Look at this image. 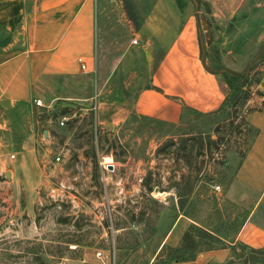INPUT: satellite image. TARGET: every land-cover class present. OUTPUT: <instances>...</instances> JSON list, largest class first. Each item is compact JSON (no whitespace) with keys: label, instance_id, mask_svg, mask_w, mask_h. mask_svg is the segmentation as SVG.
Listing matches in <instances>:
<instances>
[{"label":"rangeland","instance_id":"374dc122","mask_svg":"<svg viewBox=\"0 0 264 264\" xmlns=\"http://www.w3.org/2000/svg\"><path fill=\"white\" fill-rule=\"evenodd\" d=\"M238 1L200 0L195 7L190 0H96L94 72L44 76L33 98L47 108L32 98L31 108L18 109L10 130L0 133V264H72L83 257L99 264L97 250L114 251L115 264H264V246L230 242L248 204L225 197V181L239 166L238 152H247L255 135L245 112L264 97V0H242L231 19L221 21L217 14ZM153 14L162 33L150 37L140 28ZM189 21L197 50L181 66L198 62L216 76L225 96L221 111L207 117L183 110L176 124L139 115L135 100L144 90L160 92L152 85L154 73ZM11 39L0 32V47ZM227 70L247 77L243 88L255 101L244 106L243 99L237 101L236 112L245 115L246 124L225 136L215 155L224 164L215 167L208 192L197 184L180 206L168 183L179 177L181 163L170 160L168 154L177 151L164 144L206 132L227 118L240 95L239 81ZM29 116L38 122L30 156L10 145L21 140ZM189 155L193 162L203 159L194 158V151ZM106 157L114 165L111 173L99 165ZM148 176L150 185L159 181L161 189L147 192ZM189 217L220 235L224 241H210L219 249L175 252L185 233L195 236ZM176 256L193 261L175 262Z\"/></svg>","mask_w":264,"mask_h":264},{"label":"crops","instance_id":"0c3cea01","mask_svg":"<svg viewBox=\"0 0 264 264\" xmlns=\"http://www.w3.org/2000/svg\"><path fill=\"white\" fill-rule=\"evenodd\" d=\"M241 1L235 7L230 4L226 12L217 14L218 18L231 19ZM158 18L156 14L148 16L140 30L150 37L158 36L162 33L155 23ZM187 26L178 36L174 34L176 39L168 44L166 55L154 73L152 85L160 92L144 90L135 100L139 115L176 124L183 110L205 115L222 109L225 96L216 76L201 70L198 62L189 69L181 66L189 58L187 55L195 58L197 50L191 21ZM0 32L12 38L0 47V133H6L17 110L31 108L34 87L44 76L91 74L96 48V0H0ZM78 59L88 69L86 73L81 71ZM248 101L253 104L255 100ZM261 105L264 97L248 112V127L256 134L234 178L225 185L228 188L225 197L231 203L245 199L248 204L246 216L230 242L253 248L264 246V108ZM36 123L29 116L20 131L21 140L10 141V145L32 155ZM86 260L83 257L72 264H88Z\"/></svg>","mask_w":264,"mask_h":264},{"label":"trees","instance_id":"16d2710c","mask_svg":"<svg viewBox=\"0 0 264 264\" xmlns=\"http://www.w3.org/2000/svg\"><path fill=\"white\" fill-rule=\"evenodd\" d=\"M198 4L200 3V0H196ZM140 25H136L134 27V30H138ZM231 79H234L236 81H239L237 84V89H239V96L238 98L234 99L231 103V107L229 110V113L227 115V118L223 121H217L209 128L206 132H199L196 135L187 136L185 138L178 137L175 138H169L165 142V146L174 147V151L176 153L172 154V152L168 155H170V160L174 163H181V173L179 174L178 178L173 177L169 178V186L168 189H174L176 197L178 198V202L180 203V206L184 205L185 200L187 198L193 196L196 191V185L201 184V187H199L201 190H203L205 193L208 192V187L211 185L212 182H214V176L216 174L215 167L221 166L224 164L223 161H218L215 155H217L218 152L223 150L224 146V139L227 134H231L234 132V130H237L242 126V124H246L245 122V115H239L236 112L237 107V101L239 99H243L241 105L244 106L246 102L249 99L248 94V88L244 89L243 87L246 85L247 77H239L237 75L231 74L229 76ZM248 86V85H247ZM236 88V87H234ZM221 110H218L216 112H212L210 114H200L202 116H213L217 113H219ZM253 110L248 109L245 114H248V112H251ZM65 114V110L63 112ZM238 119H240L239 122ZM238 131V130H237ZM239 132V131H238ZM254 134H256V131L254 130ZM227 141V140H226ZM158 148V152H162L163 148ZM240 149V148H238ZM241 150V149H240ZM248 150V148L246 149ZM192 151H194V158L196 156L203 157V159L200 162H193L192 157L189 155L192 154ZM157 152V153H158ZM180 153V154H179ZM245 149L243 152H238L240 157V162L245 156ZM239 162V164H240ZM177 173V171L175 172ZM151 178L148 176L143 181V187L147 190V192H152V190L155 187H158L159 189V181L154 182L152 185H150ZM230 182V179H227L225 181V185H228ZM198 188V189H199ZM166 191V190H161ZM192 224L190 225V231H192L195 236L185 233L183 236V241L180 244L179 247L175 249V252L178 250L182 251L183 253L189 252H206V251H212L217 250L216 246H213L210 244L212 241L215 242H222L223 240L217 234L212 228H206L205 226H201L198 222H196L193 218ZM200 238L207 239L209 242H202ZM211 241V242H210ZM253 252H260L258 249H252ZM175 262H192L193 258H181L179 256H176L173 258Z\"/></svg>","mask_w":264,"mask_h":264},{"label":"built area","instance_id":"2783aa9c","mask_svg":"<svg viewBox=\"0 0 264 264\" xmlns=\"http://www.w3.org/2000/svg\"><path fill=\"white\" fill-rule=\"evenodd\" d=\"M131 43L137 44V40L134 39L131 41ZM78 62L80 64L81 71L86 73L88 71V69L86 68V66L84 65L82 60L78 59ZM94 70H95V68H93V70L91 71V74L94 72ZM33 103L37 107L47 108V106L44 105L39 98H34ZM60 126H63V120L60 121ZM11 157H13V156H11ZM99 165H100L101 169H103L102 171L109 172V173L114 171V165L111 162L105 163L104 161H101L99 163ZM108 166H110V169L108 168ZM216 189H219V187H216ZM95 259L98 261L99 264H115L114 253L111 250H97L95 252Z\"/></svg>","mask_w":264,"mask_h":264},{"label":"water","instance_id":"95a60500","mask_svg":"<svg viewBox=\"0 0 264 264\" xmlns=\"http://www.w3.org/2000/svg\"><path fill=\"white\" fill-rule=\"evenodd\" d=\"M191 2H192V4L196 7L198 4H197V1L196 0H190ZM226 72H229V73H231V74H234V75H237V76H242L241 74H236V73H234V72H232V71H226ZM108 168L110 169V166H108Z\"/></svg>","mask_w":264,"mask_h":264},{"label":"bare ground","instance_id":"6f19581e","mask_svg":"<svg viewBox=\"0 0 264 264\" xmlns=\"http://www.w3.org/2000/svg\"><path fill=\"white\" fill-rule=\"evenodd\" d=\"M108 159H109V158L106 157V158L104 159V162H105V163L110 162V161H108Z\"/></svg>","mask_w":264,"mask_h":264}]
</instances>
